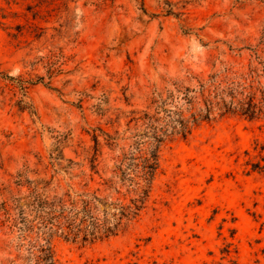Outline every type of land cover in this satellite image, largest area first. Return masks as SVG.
<instances>
[{
  "label": "rangeland",
  "instance_id": "obj_1",
  "mask_svg": "<svg viewBox=\"0 0 264 264\" xmlns=\"http://www.w3.org/2000/svg\"><path fill=\"white\" fill-rule=\"evenodd\" d=\"M259 40L264 0H0V204L87 174L94 150L93 183L108 177L153 93L243 70ZM251 165L264 166V117L171 138L139 217L106 240L53 239L54 264H264ZM17 244L0 228V264H26Z\"/></svg>",
  "mask_w": 264,
  "mask_h": 264
},
{
  "label": "trees",
  "instance_id": "obj_2",
  "mask_svg": "<svg viewBox=\"0 0 264 264\" xmlns=\"http://www.w3.org/2000/svg\"><path fill=\"white\" fill-rule=\"evenodd\" d=\"M251 56L243 70L226 65L206 80L196 79L192 87L173 84L170 90L153 93L144 110L132 113L130 142L119 148L108 177L93 183L92 176L97 175L94 150L87 174L69 172L64 186L55 181L49 188L51 176L49 181L27 186L23 197L17 192L10 206L2 202L0 228L17 233L16 250L23 253L22 260L54 264L53 239L85 244L122 232L145 208L164 142L185 138L200 124L226 115L249 120L264 117V40L258 41ZM263 167L251 165V170L263 171Z\"/></svg>",
  "mask_w": 264,
  "mask_h": 264
}]
</instances>
